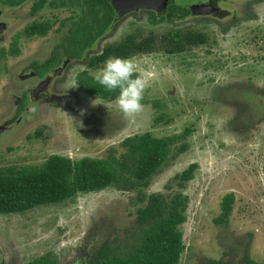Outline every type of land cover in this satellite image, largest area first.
Wrapping results in <instances>:
<instances>
[{
    "label": "rangeland",
    "instance_id": "1",
    "mask_svg": "<svg viewBox=\"0 0 264 264\" xmlns=\"http://www.w3.org/2000/svg\"><path fill=\"white\" fill-rule=\"evenodd\" d=\"M34 1L0 16L7 25L0 34V166H37L54 153L120 160L125 153L120 141L145 131L169 138L170 150L144 183L124 173L100 191L0 214V264H26L40 256L53 264H90L103 245L112 255H124L147 226L136 223V210L152 193L167 204L178 194L185 200V221L178 227L184 249L177 264H264V0H175L211 3L218 14L193 13L155 25L147 22V10L125 13L82 59L64 66L48 90L57 97L45 100H34L37 88L30 91L35 77L21 75L33 71L28 68L33 61L47 58L74 12L45 5L29 15ZM42 22L50 24L44 35L24 32ZM167 30L201 31L207 39L168 54L158 45ZM129 33L156 39L151 52L127 57L147 84L143 110L134 118L123 115L116 99L87 96L76 85L79 71L94 77L104 65L86 67L89 57ZM23 94L32 102L21 120L4 124L12 119L11 101ZM158 115L163 120L153 124ZM2 126L7 127L2 131ZM185 128L191 131L184 134ZM192 162L193 178L180 188L174 176ZM126 176L133 180L130 189L120 187ZM226 193L233 195L231 211L226 224H216Z\"/></svg>",
    "mask_w": 264,
    "mask_h": 264
},
{
    "label": "trees",
    "instance_id": "2",
    "mask_svg": "<svg viewBox=\"0 0 264 264\" xmlns=\"http://www.w3.org/2000/svg\"><path fill=\"white\" fill-rule=\"evenodd\" d=\"M27 0H0L1 7L17 8ZM211 3L213 0H210ZM210 3V4H211ZM69 9L74 12L66 18L65 30L54 44L51 55L42 63L43 70L58 64L62 57L79 59L83 52L94 48L96 41L104 35L120 15L112 6L111 0H35L29 8V15L44 7ZM216 8L209 14L216 15ZM147 22L155 25L162 22L182 20L193 14L190 6L168 0L163 12L148 10ZM50 24L33 23L25 27L29 35H44ZM207 36L201 31L167 30L159 37V47L168 54L183 52L191 46L205 43ZM156 45L152 34L137 38L129 33L117 42L104 45L98 53L86 61V67H95L110 57L127 58L135 53L151 52ZM38 64L37 61L32 65ZM41 73V72H40ZM77 88L90 97L105 101L116 99L118 90L109 92L98 84L93 76L81 70L76 74ZM152 107H158V101L152 100ZM21 107V106H20ZM12 119L4 124L13 122ZM162 116H154L152 123L162 121ZM191 130L183 129L187 134ZM35 135L39 131L34 132ZM169 138L153 137L148 131L134 133L124 137L120 145L125 153L120 160L108 155L104 158L84 156L71 159L61 154L48 155L41 164L0 166V214L23 212L35 206L55 204L76 196L89 193L120 181L124 173L137 182L144 183L166 160L170 150ZM180 151L184 146H180ZM195 163L175 174L179 187L193 178ZM133 180L124 178L120 187L130 189ZM233 195L226 193L219 202V214L213 218L216 224H226ZM185 200L181 194L176 195L169 204L159 194H149L145 204L136 210L135 221L147 225L143 228L139 242L128 253L112 255L103 245L90 264H177L184 249L179 225L185 221ZM218 263V262H217ZM26 264H53L48 258L40 256ZM210 264H216L211 261Z\"/></svg>",
    "mask_w": 264,
    "mask_h": 264
},
{
    "label": "clouds",
    "instance_id": "3",
    "mask_svg": "<svg viewBox=\"0 0 264 264\" xmlns=\"http://www.w3.org/2000/svg\"><path fill=\"white\" fill-rule=\"evenodd\" d=\"M94 80L107 91L118 90L116 104L126 118H134L143 110L146 81L137 74L136 64L130 58L110 57L94 73ZM76 85L72 86L75 87ZM31 112H35L33 107ZM83 115V110L81 112Z\"/></svg>",
    "mask_w": 264,
    "mask_h": 264
},
{
    "label": "flooded vegetation",
    "instance_id": "4",
    "mask_svg": "<svg viewBox=\"0 0 264 264\" xmlns=\"http://www.w3.org/2000/svg\"><path fill=\"white\" fill-rule=\"evenodd\" d=\"M202 4V3H201ZM203 4H205V3H203ZM216 7V6H215ZM213 5L211 6V5H208L207 7H206V10H211L212 8H215ZM5 9H11V8H8V7H1L0 6V16L3 14V12L5 11ZM217 10V9H216ZM148 11V10H147ZM217 12V14H218V10L216 11ZM216 14V15H217ZM120 17H121V15H120ZM0 22H2V23H5V22H3V21H1L0 20ZM5 25H6V23H5ZM6 28H7V25H6ZM5 28V29H6ZM3 31H5V30H3ZM2 31V32H3ZM1 32V33H2ZM0 33V34H1ZM93 49V48H92ZM87 50H91V49H87ZM51 51H49L48 52V55H47V58L49 57V55H51V53H50ZM47 58H44V60L42 61V62H40V61H37L38 62V66H41L42 65V63L47 59ZM83 58V57H82ZM81 58V59H82ZM70 60H77V59H70V58H67L66 56L65 57H62V59H61V61L58 63V64H56L54 67H52V68H49V69H47L46 71H44L43 70V67H41V68H36V66L35 65H32V63H34L35 61H33L32 63H31V66L30 65H28V68H31V69H33V71H29L28 73V75H26V74H23V75H21V76H29V77H35V84H34V86H31L30 87V91L32 92L33 90H35L36 88L38 89V92H36L35 91V95H34V100H45V99H47V98H49L50 96H51V98H53L54 96L55 97H57L56 95H58V94H49V92H48V90L50 89H52V86H53V84L55 83L54 82V78H55V76L57 75V74H61L62 73V71L64 70V66L70 61ZM54 71H57V73H54ZM41 72V73H40ZM33 85V84H32ZM23 96H25L24 94L23 95H21L19 98H18V100H17V98H15V100H13V101H11V104L12 105H10V107L7 109V111L9 112V111H12V114H10V115H8L7 117H13L14 116V114L15 113H17L18 115H17V117H16V119L13 121V122H19L20 120H21V117H22V115H23V109H24V106L27 104V101H28V103L29 102H32L31 101V97L30 98H28V97H26L25 96V103H24V100H23V103H20L21 101H22V97ZM60 99H61V97H60ZM22 104V106L20 107V105ZM28 105V104H27ZM30 108V107H29ZM29 108H27V110L26 111H28L29 110ZM11 113V112H10ZM7 126H9V125H7ZM7 126H2V131L7 127Z\"/></svg>",
    "mask_w": 264,
    "mask_h": 264
},
{
    "label": "water",
    "instance_id": "5",
    "mask_svg": "<svg viewBox=\"0 0 264 264\" xmlns=\"http://www.w3.org/2000/svg\"><path fill=\"white\" fill-rule=\"evenodd\" d=\"M167 1L168 0H111L112 6L118 15H123L138 9L160 13L165 9ZM209 4H192L190 5V11L192 13H209V10H206ZM5 28V23L0 22V33L5 30ZM54 73H57V71H54Z\"/></svg>",
    "mask_w": 264,
    "mask_h": 264
}]
</instances>
